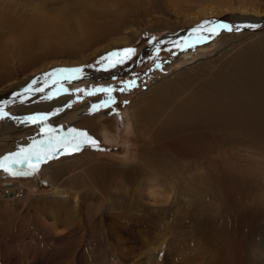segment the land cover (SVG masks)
Instances as JSON below:
<instances>
[{"label": "bare ground", "instance_id": "1", "mask_svg": "<svg viewBox=\"0 0 264 264\" xmlns=\"http://www.w3.org/2000/svg\"><path fill=\"white\" fill-rule=\"evenodd\" d=\"M31 1L0 0V91L17 88L19 81L32 80L52 68L80 67L113 49L134 45L142 34L160 27L167 31L161 45L179 41L186 29L170 28L171 18L159 16L158 24L153 19L127 35L120 34L130 19L127 9L142 0H37L44 1L37 7ZM45 1L59 3L55 10L43 13L48 9ZM222 3L228 6L202 9L187 23L224 11L239 12L233 18L248 33L234 39L224 38L225 32L218 30L215 55L206 56L209 46H205L200 49L204 60L197 64L191 53L182 54L172 65H178L179 72L154 83L124 108V133L120 134L115 115H96L74 124L73 129L97 137L101 144H122L125 160L100 159L96 148H91L55 171L47 166L32 175L10 176L0 170V237L19 235L23 249L40 253L16 263L7 259V264H228L221 261L217 246L185 241V230L179 225L197 228L221 216V237L229 243L225 233L229 217L242 213L244 221V210L264 211V32L254 31L264 24V0ZM243 13L253 15L246 19ZM61 79L59 73L54 80ZM49 87L45 85L44 90ZM24 93H14L1 104L34 95L31 89ZM70 100L67 95L43 109L51 112ZM89 108L68 110L61 120H73ZM23 134L28 133L21 131L15 138ZM182 137L189 141L188 152L169 145ZM5 142L0 133V151ZM103 168L109 172L105 174ZM234 174L239 176L236 199L227 192L236 185L231 179ZM38 180L51 188L43 197L36 189ZM6 190L15 195L5 197ZM96 196L92 219L111 237L106 258L96 255L87 240L71 237L88 216L85 205ZM161 218L169 222L154 228L151 250L142 247L139 254L125 256L121 245L131 242L122 241L123 235L110 226L121 224L143 237L148 225ZM162 229H166L163 236ZM250 248H255L253 243ZM257 251L264 257V250ZM228 256L230 263L232 254Z\"/></svg>", "mask_w": 264, "mask_h": 264}, {"label": "rangeland", "instance_id": "2", "mask_svg": "<svg viewBox=\"0 0 264 264\" xmlns=\"http://www.w3.org/2000/svg\"><path fill=\"white\" fill-rule=\"evenodd\" d=\"M31 2L36 7L44 4V1L40 2L32 0ZM222 2L223 0H142L140 5L127 9L126 12L130 19L125 25V28L119 32L120 34L127 35L130 33L131 29H136L137 27L145 25L153 19H156L154 24H158L161 22L158 18L159 16H167L171 18L173 23L170 25V28H174L177 31L188 28L189 30L187 31L189 32H184L186 29L182 30L181 34L183 35L186 33V35L183 38H180L179 41L172 42V44L150 48L151 46L156 45L159 41L163 40V36L167 32L163 27H160V29L156 31L142 34L134 45L124 47L135 49V55L122 64L118 63L116 67H106L107 62L97 63L99 60L98 58L80 67H64V69H82L81 73L64 74L76 75L79 77L76 80H65L63 78L64 80L61 79L60 81L55 82V77L59 75V73L55 72V70L59 68H52L46 72L35 75V78L33 77L32 80L31 78H28L27 80L19 81L17 83V88L14 87L11 90L0 91V109H3V111L8 113L7 118H0V133L5 135L6 138V142L0 151V158L9 154L12 150L16 152L21 147H27L33 140L46 141V135L42 134L40 131V129L45 126L52 128L57 137L71 139L68 130L73 129L75 123L83 120L84 118H91L96 115H115L117 118L119 132L120 134L124 133V108L131 103L133 98H135L138 94L145 92L154 83L164 80L174 73L179 72V66L172 65L177 59L181 58L182 54L191 53V57L195 63H199V61L204 60L205 57L200 56V54L204 52L200 49L205 46H209L204 53H206V56L209 57H213V55H215L214 52L218 49L219 35H213L211 38L202 42L198 41L197 37L200 36L201 33H192V29L205 20L197 21L192 24H188L187 22L192 18V15L202 9L210 10L211 8H215L220 5L225 7L228 6ZM45 3L48 9L43 13L55 10L56 8L54 5L59 2L54 1L52 4L45 1ZM97 7L98 6L95 5L94 9ZM115 11L116 10L112 8V12ZM252 15L253 14L251 13H243L241 16L243 18L250 19ZM234 16H240V13L224 11L222 14L209 17L206 20L239 25L241 28L234 27V30L232 31L223 30V32H225L224 38L234 37L235 39L236 37L239 39L244 35V33H248V31H246V29L243 30L242 24L237 22L233 18ZM254 31L255 34H262L264 32V24L258 26V28ZM203 35H207V33H203ZM185 38L188 39L185 40ZM124 48H116L110 52L119 51ZM115 59L116 57L112 58L113 61H115ZM89 65H91V67H89ZM46 73H52L53 75L48 77L45 75ZM34 81L35 83H33ZM54 82L56 84L52 86L51 84ZM29 85H31V90L34 91V95L31 99L25 101L18 99L19 101L16 100L13 104H1L2 99L13 96L14 93L18 95H21L22 93L23 96H25L24 89L28 88ZM45 85H50L48 90H44ZM66 85L69 87L65 88L67 87ZM108 87L113 89L110 94L111 98L109 97V94L105 92L96 91L97 89ZM37 89H43V91H37ZM76 89H83V91H76ZM121 89H123V91H121ZM88 92H92V94L89 95L87 94ZM49 95L52 96L51 99L47 98ZM67 95L71 97V100L68 103H65L63 108L61 107L51 112L43 109L51 103H59L61 98ZM83 105H90V108L75 117L76 120H61V117L66 113V111L78 109ZM94 105L98 107L94 109ZM114 106H116V108H114ZM39 114H47L48 118L37 124L21 123L25 117ZM21 131H26L28 134H23L21 139H16L15 137H17ZM92 139L96 141L94 146L91 144H83L81 145L79 151L72 152L71 154L56 152L52 158L48 159L46 162H41L39 169L51 166V168L54 167L52 171L58 170L60 164H63L64 162H74L79 155L87 154L84 150H89L91 148H96L98 158L100 159L106 158L112 160L117 159L116 157H118L125 160L124 157L126 155V150L122 144L119 146L115 143L107 142H103L101 144L98 142L97 137H93ZM169 145L173 148L181 149L183 152H188L191 148L189 141L183 137L169 141ZM173 150L176 151V149ZM212 159L220 161L219 158ZM103 169L105 174L109 172L107 168ZM231 179L236 185L233 188L228 187L227 192H229V194L231 193V197L236 199V193L239 192V186L237 185V182H239V176L234 174ZM36 189L42 197L46 194V192L51 191V188L47 186V183H43L40 180H38ZM6 191L9 195L3 194L5 197L10 196L12 198L13 196H11V194L15 195L13 192L8 190ZM3 193H5V191ZM96 198L97 196L93 201H90L85 205V210H88L89 212L87 213L88 216L82 220L81 227L72 230L71 237L73 239L87 240L91 245H93V250L96 255L106 258L109 256L108 243L111 240V237L106 236L103 233V228L92 219V212L97 209V203H95ZM182 210L183 209L179 207L178 212L180 216L182 215ZM244 211H246L247 215L244 221L242 220L245 215L240 213L235 216L233 215V217H229L225 222V226L228 228V232L226 231L225 233H227L229 243H225L221 237V230L219 227L222 221L221 216L216 219H212L197 228L184 227L183 223L180 221V223H178L182 229L185 230V241L198 244H210L212 247L217 246L220 250V259L223 263L227 262L230 264L233 262L232 260H234L236 262L231 264H264V257H261L260 252L258 253L257 251L258 249L264 250V211L257 210L255 207L250 209V211ZM261 217L263 221L261 220ZM168 222V220L161 218L156 220L154 225L149 224V231L144 234L143 237L137 235L134 229H126V226L121 224H113L110 226V229L114 232L117 230L116 232L123 235L122 241L128 240L131 242L129 246L123 245L122 243L121 250L125 256L132 257L136 253L139 254L142 247L144 250H146V248L151 250L149 245H151L152 242H155V238L153 237L154 228L160 227V223L167 224ZM245 222L247 223L245 224ZM84 224H88L89 228L85 229ZM162 230L161 235L163 236L165 232L164 230L166 229ZM114 236H116V234ZM21 240L22 239L19 235L0 237V264H7V259L16 263L22 257L25 258L26 256L31 255L35 257L40 254L38 251L32 252L23 249ZM125 243L127 244L128 242ZM251 243L255 246L253 250L250 248ZM139 249L140 251H137ZM53 253H58L57 247L53 249ZM230 253L232 254V260L229 263L227 258H230V256H228Z\"/></svg>", "mask_w": 264, "mask_h": 264}, {"label": "snow or ice", "instance_id": "3", "mask_svg": "<svg viewBox=\"0 0 264 264\" xmlns=\"http://www.w3.org/2000/svg\"><path fill=\"white\" fill-rule=\"evenodd\" d=\"M255 27V25H252ZM218 30H234V26L222 23V22H213L209 20H205L198 24L196 27L192 29V33H201L200 36L197 37L198 41H205L211 36L218 34ZM203 33H207V35H203ZM188 38H185L187 40ZM191 46V45H189ZM135 55V49L133 48H124L119 51H113L105 56H101L97 63L107 62L106 67H116V65L124 63L126 60L131 59V57ZM113 57H116L115 61L112 60ZM91 67V65H89ZM55 72H58L62 75L64 79H77L79 78L76 75H64V74H76L81 73L82 69L73 68V69H57ZM48 77H51L52 73L45 74ZM35 83V81L33 82ZM134 83V82H133ZM31 89V85L28 88H25V92H29ZM37 91H43V89H37ZM76 91H83V89H76ZM96 91L105 92L110 94L113 91L111 87L108 88H100ZM123 91V89H121ZM87 94L91 95L92 92H88ZM51 99L52 96L49 95L47 97ZM111 98V97H110ZM107 103V102H106ZM98 106H93L96 109ZM54 114V113H53ZM8 113L0 109V118H7ZM48 118L47 114H39L27 116L21 123H30L37 124L41 121H45ZM41 133L46 135V141L33 140L31 144L27 147H21L18 151L9 153L4 157L0 158V170H3L6 174L10 176H18V175H32L34 174L41 164V162H46L48 159L52 158L56 152H64L66 154H71L72 152L79 151L81 145L83 144H91L95 145L96 141L93 140L90 136H88L85 132H79L75 129H69L68 132L71 136V139L60 138L54 134V131L50 127H42L40 129ZM15 165L16 168L12 166ZM21 166H26L27 170H19Z\"/></svg>", "mask_w": 264, "mask_h": 264}, {"label": "water", "instance_id": "4", "mask_svg": "<svg viewBox=\"0 0 264 264\" xmlns=\"http://www.w3.org/2000/svg\"><path fill=\"white\" fill-rule=\"evenodd\" d=\"M223 23V22H222ZM225 24H228V25H231L230 23H226V22H224ZM186 35V33H184L183 35H182V37L181 38H183L184 36ZM162 45H167V44H162ZM161 45V43L160 42H158L156 45H154L155 46V48L156 47H158V46H162ZM78 79V78H77ZM10 99H12L13 98V96H10L9 97Z\"/></svg>", "mask_w": 264, "mask_h": 264}]
</instances>
